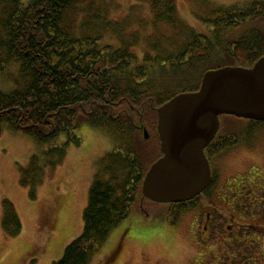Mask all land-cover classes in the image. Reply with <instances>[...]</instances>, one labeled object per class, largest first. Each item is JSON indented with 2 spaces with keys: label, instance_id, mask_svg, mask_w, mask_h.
Returning a JSON list of instances; mask_svg holds the SVG:
<instances>
[{
  "label": "trees",
  "instance_id": "1",
  "mask_svg": "<svg viewBox=\"0 0 264 264\" xmlns=\"http://www.w3.org/2000/svg\"><path fill=\"white\" fill-rule=\"evenodd\" d=\"M98 1L106 2L0 0V74L10 66L18 70L14 89L0 91V134H22L39 146L65 140L44 153L48 160L54 155L53 161L31 157L28 169L21 168L22 184L30 182L33 192L45 168L59 166L70 146H80L82 123L115 142L105 158L110 162L105 178L97 177L90 189L83 233L55 264H90L129 216L154 163H146L140 128L151 129L158 140L156 109L175 96L197 92L206 72L226 66L249 69L264 57V4L213 11L212 19L203 22L212 30L209 38L186 33L175 0H136L148 5L155 29L171 26L175 38H186L174 51L151 39L139 60L131 49L134 42L108 18V9H95ZM73 14L83 18L79 25L73 26ZM241 26L248 33L223 48L222 32ZM107 33L117 43L103 44ZM5 204L3 225L10 236H18L20 223Z\"/></svg>",
  "mask_w": 264,
  "mask_h": 264
},
{
  "label": "rangeland",
  "instance_id": "2",
  "mask_svg": "<svg viewBox=\"0 0 264 264\" xmlns=\"http://www.w3.org/2000/svg\"><path fill=\"white\" fill-rule=\"evenodd\" d=\"M264 4V0H175L177 18L186 33L211 38L212 30L204 24L212 19L213 11L220 8ZM108 9V18L116 22L129 41L134 42L132 52L141 60L144 52L149 51L147 42L161 40L160 44L177 50L185 36L167 25L153 26L152 14L146 3L136 0L98 1L95 9ZM73 26L79 25L83 18L73 14ZM184 33V32H183ZM248 33L245 26L229 29L221 34V45L239 39ZM134 39V40H132ZM117 40L111 33L103 38V44L111 46ZM17 66H10L0 74V91L14 89ZM222 131L237 132L240 125L232 117H222ZM147 132L143 147L148 155L146 163L160 158L159 141L151 129L140 128ZM77 136L80 146H70L62 163L54 169L45 168L42 180L33 192L30 182L22 184L21 168L28 169L32 156L38 162L44 153L65 142L60 138L51 146H39L22 134L4 131L0 134V264H55L63 256L65 249L83 233L84 212L87 208L90 189L97 177L105 178V158L112 153L115 142L106 134L86 123L80 124ZM30 180L34 176L29 174ZM26 184H29L26 186ZM143 197V196H142ZM140 197L131 205L129 216L115 229L91 259L90 264H181L178 250L183 241L178 230L166 228L167 206L151 203ZM12 208L21 231L12 237L4 227L5 213ZM9 232L11 230L9 229Z\"/></svg>",
  "mask_w": 264,
  "mask_h": 264
},
{
  "label": "flooded vegetation",
  "instance_id": "3",
  "mask_svg": "<svg viewBox=\"0 0 264 264\" xmlns=\"http://www.w3.org/2000/svg\"><path fill=\"white\" fill-rule=\"evenodd\" d=\"M221 120L204 150L209 186L167 205L165 227L183 241L181 264H264V121L235 119L224 134Z\"/></svg>",
  "mask_w": 264,
  "mask_h": 264
},
{
  "label": "water",
  "instance_id": "4",
  "mask_svg": "<svg viewBox=\"0 0 264 264\" xmlns=\"http://www.w3.org/2000/svg\"><path fill=\"white\" fill-rule=\"evenodd\" d=\"M156 115L162 157L147 171L141 194L156 204L190 201L210 184L204 150L219 129V117L264 121V57L249 69L206 72L197 92L174 97Z\"/></svg>",
  "mask_w": 264,
  "mask_h": 264
}]
</instances>
